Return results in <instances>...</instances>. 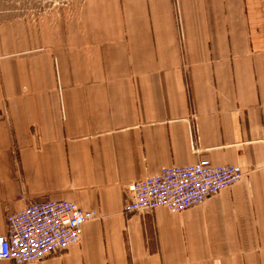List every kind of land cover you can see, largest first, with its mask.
<instances>
[{"label":"crops","instance_id":"obj_1","mask_svg":"<svg viewBox=\"0 0 264 264\" xmlns=\"http://www.w3.org/2000/svg\"><path fill=\"white\" fill-rule=\"evenodd\" d=\"M199 158L246 175L181 212L124 211L132 182ZM22 192L98 215L27 264H264V0L0 23V234Z\"/></svg>","mask_w":264,"mask_h":264},{"label":"built area","instance_id":"obj_2","mask_svg":"<svg viewBox=\"0 0 264 264\" xmlns=\"http://www.w3.org/2000/svg\"><path fill=\"white\" fill-rule=\"evenodd\" d=\"M245 175L234 164H214L207 158L166 167L129 185L131 196L124 211L150 212L164 207L181 212L203 203ZM20 198L24 205L7 215V233L0 234V259L19 264L66 250L80 241L84 224L98 217L95 211L84 210L66 199L28 201L23 192Z\"/></svg>","mask_w":264,"mask_h":264},{"label":"rangeland","instance_id":"obj_3","mask_svg":"<svg viewBox=\"0 0 264 264\" xmlns=\"http://www.w3.org/2000/svg\"><path fill=\"white\" fill-rule=\"evenodd\" d=\"M82 3L83 0H0V23L14 20L33 23L55 21L67 18Z\"/></svg>","mask_w":264,"mask_h":264}]
</instances>
